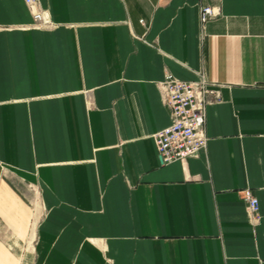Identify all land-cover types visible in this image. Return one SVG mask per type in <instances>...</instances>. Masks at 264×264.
<instances>
[{"label": "crops", "instance_id": "obj_1", "mask_svg": "<svg viewBox=\"0 0 264 264\" xmlns=\"http://www.w3.org/2000/svg\"><path fill=\"white\" fill-rule=\"evenodd\" d=\"M38 1L0 0V264H264V0ZM200 71L207 146L162 164Z\"/></svg>", "mask_w": 264, "mask_h": 264}, {"label": "built area", "instance_id": "obj_2", "mask_svg": "<svg viewBox=\"0 0 264 264\" xmlns=\"http://www.w3.org/2000/svg\"><path fill=\"white\" fill-rule=\"evenodd\" d=\"M33 13L35 25L47 27L51 19L38 0H25ZM218 6L203 5L200 9V22L206 24L218 16ZM164 102L171 115V123L155 134L156 148L162 164L185 161L198 155L207 146L205 133L207 105L217 91L210 83L207 73L200 71L196 80H183L167 73L162 81ZM244 199L248 204L251 220L258 217L260 202L251 188L244 189Z\"/></svg>", "mask_w": 264, "mask_h": 264}]
</instances>
